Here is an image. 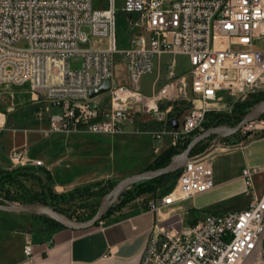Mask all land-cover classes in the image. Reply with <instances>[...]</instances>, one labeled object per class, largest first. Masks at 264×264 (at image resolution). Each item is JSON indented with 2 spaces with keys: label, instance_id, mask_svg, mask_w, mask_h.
<instances>
[{
  "label": "built area",
  "instance_id": "built-area-1",
  "mask_svg": "<svg viewBox=\"0 0 264 264\" xmlns=\"http://www.w3.org/2000/svg\"><path fill=\"white\" fill-rule=\"evenodd\" d=\"M120 8L131 32V44L122 48L115 41V0L102 7L94 0H0V84H26L45 103L37 114L47 118L48 132L139 133L136 116L145 111L162 121L150 133L155 139L167 135L170 145L182 147L202 131L213 100L226 93L244 101L264 92V0H123ZM117 53L130 87L114 84ZM164 54L172 56L165 82L143 94L141 77ZM176 55L187 61L197 99L181 116L169 114L174 103L189 99L185 76L175 72ZM105 79L110 88L90 96ZM104 94L108 106L98 101ZM5 122L0 110V132ZM244 126L250 135L264 132L262 120ZM9 158L13 166L30 161L24 148H13ZM178 170L170 190L147 201L156 219L138 264H264V186L253 185L263 169H242L250 192L245 207L207 212L192 223L169 211L213 186L211 155L190 153ZM23 251L30 254V244Z\"/></svg>",
  "mask_w": 264,
  "mask_h": 264
},
{
  "label": "rangeland",
  "instance_id": "rangeland-1",
  "mask_svg": "<svg viewBox=\"0 0 264 264\" xmlns=\"http://www.w3.org/2000/svg\"><path fill=\"white\" fill-rule=\"evenodd\" d=\"M109 0H94L95 6H106ZM123 0H115V41L118 48L131 44V32L127 29V15L121 10ZM83 28L89 31L88 25ZM172 58L170 55L161 57V64L149 75L144 76L140 82V91L143 94H151L160 87L167 76V64ZM175 72L185 76L189 99L181 100L173 104V115L181 116L197 99L189 90V73L186 59L181 55L175 57ZM80 60V59H79ZM80 61L73 64L78 67ZM114 84H123L130 87V81L126 76L124 64L116 54ZM98 101L104 106L109 104V95L98 96ZM254 95L246 97L244 101H233L228 94H223L221 100H213L210 104L203 129L225 124L236 125L256 101ZM263 99V98H260ZM45 105L40 99L32 96L31 90L26 84L2 83L0 84V110L6 113L5 128L0 132V172L9 171L7 176L0 178V202L20 204L32 201H41L49 204L57 211L73 220H86L96 211L105 196L117 183V181L131 173L147 169L153 157L171 146L169 137L155 139L152 131L161 128L162 121L156 115L140 111L137 113L136 122L139 133L127 132L124 134H100L84 133V136L70 135L72 133H50L47 131V119L40 118L38 111ZM241 113V114H240ZM46 119V120H45ZM255 123L264 122V108L254 117ZM208 124V125H207ZM207 125V126H206ZM202 129V130H203ZM220 134H211L203 137L194 146L192 153H210L219 144L228 145L236 138L247 137L251 134L248 127L242 126L236 132L230 133L221 129ZM261 131L253 130V134ZM222 136L220 143L211 148V141ZM192 138V137H191ZM190 138V139H191ZM189 139V140H190ZM177 149L170 157V161L179 158L184 147L173 146ZM13 148H24L29 162L25 165L13 166L9 153ZM72 157L66 155V150ZM49 153V154H48ZM58 156H67L62 164L57 165ZM40 159L42 164L31 162ZM150 160V162H149ZM169 161V162H170ZM141 180V179H140ZM129 183L119 195L116 201L136 192V183ZM159 186L140 192L138 195L152 197L154 193L161 191L169 184L162 183ZM260 183V180L258 181ZM85 185H88L85 187ZM84 186V187H83ZM75 187H80L74 190ZM5 195L10 199H4ZM33 195L40 199L29 200ZM137 195H133L135 197ZM43 199V200H42ZM109 197L107 198V200ZM131 199V198H130ZM0 213H4L0 209ZM8 212V211H7ZM29 221V226L36 232H47L54 225L55 219L49 213L36 209L33 211L14 212Z\"/></svg>",
  "mask_w": 264,
  "mask_h": 264
},
{
  "label": "crops",
  "instance_id": "crops-1",
  "mask_svg": "<svg viewBox=\"0 0 264 264\" xmlns=\"http://www.w3.org/2000/svg\"><path fill=\"white\" fill-rule=\"evenodd\" d=\"M84 133L87 132L70 135L84 136ZM67 152L68 157L55 158L57 165L66 157L72 158ZM210 155L213 186L170 208L169 212L181 214L186 223L201 219L207 212L245 207L250 199L242 177L245 166L263 169L253 175V185L256 191L264 186V132L230 141L228 145L219 144ZM150 198L137 195L123 201L98 223L86 228L52 226L41 233L32 230L29 221L21 215L3 210L4 213H0V264H138L156 219V214L148 208ZM25 244H30V254L24 253ZM262 247L264 249V236Z\"/></svg>",
  "mask_w": 264,
  "mask_h": 264
},
{
  "label": "water",
  "instance_id": "water-1",
  "mask_svg": "<svg viewBox=\"0 0 264 264\" xmlns=\"http://www.w3.org/2000/svg\"><path fill=\"white\" fill-rule=\"evenodd\" d=\"M110 88V80L105 79L101 86L98 88H92L89 91L90 96H96L99 93L105 92ZM264 108V98L259 99L256 101L242 116L241 120L234 126H228L225 124H219L216 126L208 127L204 130H202L200 133L195 135L192 139L189 140V142L186 144L184 149L181 151L179 158L176 160H172L168 162L167 164L163 166H159L156 168H147L142 169L137 172L131 173L129 175H126L122 178H120L115 186L102 198L101 203L97 207L95 213L88 219L78 221L70 219L69 217L65 216L61 212L54 209L52 206H50L47 203L41 202V201H32V202H25L20 204H10V203H4L0 202V209L4 211H10V212H25V211H33L36 209L43 210L47 213H49L50 216L54 217L57 221L62 223L64 226L70 227V228H86L89 226H92L95 224L97 220H99L108 210V208L116 201L122 190L131 182H134L136 180L140 179H151L156 176H159L161 174L173 172L177 169H179L187 160L188 155L191 153V149L193 146L197 144L199 140H201L203 137L211 135V134H220V130L224 129L227 130L230 133L236 132L239 128L247 124L249 121L253 120L254 117L258 114L260 110ZM170 123L173 127H176L178 125V120L175 117L170 118ZM222 136L215 137L211 141V148L208 149L206 152H209L214 148L216 145L220 143ZM232 142H237L236 139H234ZM109 199L107 200V198Z\"/></svg>",
  "mask_w": 264,
  "mask_h": 264
},
{
  "label": "trees",
  "instance_id": "trees-1",
  "mask_svg": "<svg viewBox=\"0 0 264 264\" xmlns=\"http://www.w3.org/2000/svg\"><path fill=\"white\" fill-rule=\"evenodd\" d=\"M255 98L253 100H258L260 98H264V92H258L256 94H254ZM246 111L243 110L241 113H245ZM240 113V114H241ZM169 114H172V113H169ZM241 115L238 116V120H241L242 117H240ZM208 125V124H207ZM206 125V126H207ZM246 138V137H244ZM242 139V137H239V138H236L237 141H240ZM189 141V140H188ZM187 141V142H188ZM187 142L182 145V147H185ZM193 148L194 146L192 147L191 149V153L193 151ZM178 152L177 149H174V147L171 145L169 147H167L166 149H164L163 151H161L160 153H158L157 155H155L153 157V159L151 160V162L148 164L147 167H150V168H156V167H159V166H163L165 164H167L169 161H170V157L173 153ZM179 170H175L173 172H169V173H165V174H161L159 176H156L154 178H151V179H141L140 181H138L136 184V192L135 194L133 195H138L140 192H145L146 190H153L154 187L156 186H159L161 183H158V181L161 179L162 180V183H169L162 191L161 193L159 194H164L166 193L168 190H170V188L172 187L173 183H174V180H175V177L177 176ZM9 174V171L7 170H2L0 172V178H2L3 176H7ZM88 185H85V187H87ZM84 187V186H83ZM80 187H75L74 190H78ZM123 192L120 193V195H122ZM156 194V193H154ZM133 195H128V196H125L124 199H119L117 201H115L109 208L108 210L106 211V213L99 219L101 220L104 216L107 215V213L113 208L115 207L116 205H118L119 203L123 202V201H127L129 200L130 198H133ZM29 200H33L34 198L35 199H40V198H37L33 195H29L27 197ZM4 199H10L9 196L5 195V198ZM43 200V199H42ZM54 221V225L53 226H64L62 223H60L59 221H57L56 219H52ZM97 220L95 222L98 223Z\"/></svg>",
  "mask_w": 264,
  "mask_h": 264
}]
</instances>
